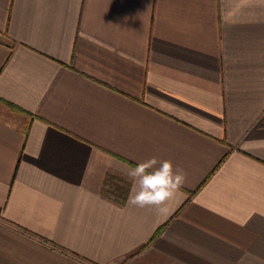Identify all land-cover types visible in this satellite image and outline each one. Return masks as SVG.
Masks as SVG:
<instances>
[{
  "label": "crops",
  "instance_id": "crops-1",
  "mask_svg": "<svg viewBox=\"0 0 264 264\" xmlns=\"http://www.w3.org/2000/svg\"><path fill=\"white\" fill-rule=\"evenodd\" d=\"M0 264H264V0H0Z\"/></svg>",
  "mask_w": 264,
  "mask_h": 264
},
{
  "label": "clouds",
  "instance_id": "clouds-1",
  "mask_svg": "<svg viewBox=\"0 0 264 264\" xmlns=\"http://www.w3.org/2000/svg\"><path fill=\"white\" fill-rule=\"evenodd\" d=\"M132 187L129 203L138 208H152L158 214L166 215L182 187L185 175L182 169L174 167L170 160L158 161L151 158L135 164L129 170Z\"/></svg>",
  "mask_w": 264,
  "mask_h": 264
}]
</instances>
